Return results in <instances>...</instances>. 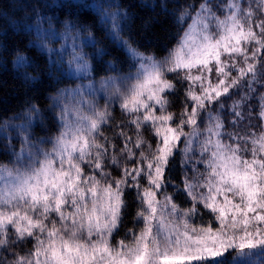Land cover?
Here are the masks:
<instances>
[{"label":"snow or ice","instance_id":"snow-or-ice-1","mask_svg":"<svg viewBox=\"0 0 264 264\" xmlns=\"http://www.w3.org/2000/svg\"><path fill=\"white\" fill-rule=\"evenodd\" d=\"M160 6L182 30L163 58L140 50L134 17L108 0H53L21 26L50 78L80 83L58 90L51 119L32 104L0 121V264H264V0ZM72 8L94 14L126 68L103 59L79 12L53 30L55 11ZM28 51L10 63L36 83ZM6 52L0 43V67Z\"/></svg>","mask_w":264,"mask_h":264},{"label":"trees","instance_id":"trees-1","mask_svg":"<svg viewBox=\"0 0 264 264\" xmlns=\"http://www.w3.org/2000/svg\"><path fill=\"white\" fill-rule=\"evenodd\" d=\"M110 1L125 7L134 17L130 25V34L141 51L152 52L157 58H163L170 49L178 44L182 30L174 23L172 16L161 10L160 5L166 3L168 11L172 12L175 7L183 4L185 0ZM52 2L53 0H7V9L5 10V8L0 7V43H4L8 48V52L4 53V59L9 62L6 67H0V121L12 119L15 114L22 113L32 104L39 107L51 119L49 105L51 104L52 97L58 93V90L66 86L71 87L75 84L73 78L61 79L59 83L54 78H50L44 70L50 68L51 65L46 64L44 56L38 50L33 49L30 43L34 37L31 34H26L25 31H21L22 25L35 23V19H29L30 16H34L33 8H35L36 12L43 13L48 11L44 8V4ZM153 3L156 5L155 10L145 6ZM69 11L73 13L79 12L81 18L87 19V22L92 25V32L97 37L99 46L106 47L112 53L111 56L104 57V60L118 58L121 61L122 67H127V58L124 52L106 37L104 30L97 25L96 18L91 11L76 8L56 10L55 14L58 17V22L53 23L56 30L62 27L60 22L68 18L67 13ZM52 14V12H49V15ZM89 17L90 19H88ZM5 32H7L6 36L3 35ZM14 48L21 50L27 48L29 50L27 54L33 56L38 68L41 70L39 82L25 83L12 70L10 61L13 59L11 53ZM86 51L91 52L92 49L87 48ZM94 63L97 68L96 76L99 78V76L105 74L106 65L97 63L96 61ZM233 99H239V97L234 96ZM231 102V100L227 101L228 104H231ZM252 103L255 104L256 101L253 100ZM175 110L179 111V108L177 107ZM114 115L117 120L120 119L121 114L118 107H115ZM228 119H231V117ZM50 126L54 129V125ZM39 131L37 129V132ZM169 175L177 183L180 181L182 166L179 155L176 156ZM129 211L130 215L127 217L126 224L121 228L120 235L116 236V240L123 238V234L127 228L133 227L132 216L135 213V207H130ZM210 219L211 217L205 214L203 221L198 218L196 223L207 222Z\"/></svg>","mask_w":264,"mask_h":264},{"label":"rangeland","instance_id":"rangeland-1","mask_svg":"<svg viewBox=\"0 0 264 264\" xmlns=\"http://www.w3.org/2000/svg\"><path fill=\"white\" fill-rule=\"evenodd\" d=\"M84 2L90 4V3H92V0H84ZM108 2H111V1L108 0ZM47 27H48V25L46 23L42 24V28H47ZM53 30L56 31V32H63V27L59 28V30H56L55 27H54V25H53ZM60 42H62V41H60V38L58 36L50 37V45L49 46L50 47H54V48H59L60 47ZM86 49H85V51H86ZM73 79L75 81V84L80 83V80L79 79H75V78H73ZM75 84L73 86H75ZM73 86H71V87H73ZM56 95H54V96H56ZM51 103H52V99H51ZM101 103H102V101H101ZM50 105H49V108H50ZM115 107H118V106H115Z\"/></svg>","mask_w":264,"mask_h":264}]
</instances>
